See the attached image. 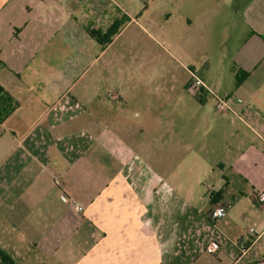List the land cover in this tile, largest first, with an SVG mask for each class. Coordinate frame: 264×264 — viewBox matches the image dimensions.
<instances>
[{"label": "crops", "instance_id": "obj_1", "mask_svg": "<svg viewBox=\"0 0 264 264\" xmlns=\"http://www.w3.org/2000/svg\"><path fill=\"white\" fill-rule=\"evenodd\" d=\"M116 23L108 43L94 37ZM144 60L163 79L181 71L169 90L193 114L177 123L192 121L194 142L179 133L176 146L218 194L202 208L173 201L163 157L155 169L139 157L149 148L116 124L114 93L105 130V65ZM190 72L232 95L238 115L189 94ZM0 89V248L18 264H264V0H0ZM155 136L167 153V134ZM222 204L227 217L212 221Z\"/></svg>", "mask_w": 264, "mask_h": 264}, {"label": "rangeland", "instance_id": "obj_2", "mask_svg": "<svg viewBox=\"0 0 264 264\" xmlns=\"http://www.w3.org/2000/svg\"><path fill=\"white\" fill-rule=\"evenodd\" d=\"M131 31H133L132 28ZM137 31H139L138 28ZM136 51L139 55L142 54L143 57H145L144 54L146 52V48L144 45L141 49L136 47ZM105 59L106 56L104 60ZM102 61L99 63V66L102 64ZM106 63L107 60L104 64ZM59 64L61 67V63ZM105 66L106 71H104V81L102 83L103 88L106 90L105 101L103 102L105 106V130H112L114 125V102L108 97V94L114 93L121 97L117 101L118 104H121V108L120 111H118L119 116L116 124H127L125 125V128L131 127L133 129L132 135H135L134 137L137 138V142L144 141L145 144L147 143V147L151 149H148L147 152L142 150L146 152L147 156L139 151H136L139 157L142 158L146 165L152 166L154 169L161 167L162 157L163 165L168 164L169 169L167 184L173 191L171 193L173 201H180L181 198L182 200L184 199L187 204H190L195 208H202L207 205L209 203L210 195L214 189L208 182H197L198 178L195 177L196 171L194 169L195 164L192 153L180 155L182 150L178 151V146H176L177 135L179 133L187 134V137L189 138L188 142H194V129L192 121L186 125H180L177 123L178 116H187L192 118L193 114L191 111L186 114H180V108L177 107V103L181 93L176 89L174 91L169 90L171 80L175 79L176 81L177 78L179 80V74L181 71L173 72L175 73V78L165 77L163 79L160 78L159 71H151V67L147 65L146 60L137 62L138 71H132L133 69L129 67L128 62H122V67L120 65L116 68V70L114 65L111 66V63L109 66ZM56 67L58 66L56 65ZM59 70L60 69L58 67L56 71ZM150 73H156V77H150ZM173 85L176 86V83L174 82ZM78 87H80L79 83L77 84L76 91L78 90ZM132 87L134 88L133 91L131 90ZM114 89H120L121 92L112 91ZM157 89H160L161 91H158ZM160 94L163 95V99H160ZM164 99L168 103L167 106H164V104L162 106V101L164 103ZM182 99H186V97H182ZM160 113L161 117L158 119L154 118L153 123L150 124L151 129L148 124H144L143 117L145 114H147V116L148 114H153L154 117H156L160 115ZM135 114H138V116ZM165 121H167L168 124H164ZM162 134H167V138L169 137V150L167 153L163 152V154H161L160 147L156 146L157 139L155 136L157 135V138H160ZM146 138L149 140L147 141ZM160 142L161 141L159 139V143ZM146 157L149 159L150 163L147 162Z\"/></svg>", "mask_w": 264, "mask_h": 264}, {"label": "built area", "instance_id": "obj_3", "mask_svg": "<svg viewBox=\"0 0 264 264\" xmlns=\"http://www.w3.org/2000/svg\"><path fill=\"white\" fill-rule=\"evenodd\" d=\"M191 75V80L190 83L188 84L187 90L188 93L193 95V96H199L201 94H207L209 95L213 101H214V109L218 113H232L235 115H238L237 107H236V102L234 101V98L232 95L228 94L225 96H220L216 94L198 75L190 72ZM61 192V197L62 199L68 203L73 211L76 214H82L83 212V206L78 203L72 195L68 192V190L63 186L61 181L59 179H56L55 182ZM259 201L261 204L264 205V193L260 194L259 196ZM228 215V209L227 207L222 204V205H217L215 206L211 212H210V219L214 222L216 221H221L225 219ZM250 234L255 235L256 238H259V235L255 234V229L250 228L249 230ZM220 247L218 243L211 242L208 244V246L205 249V252L208 255H215L219 251ZM242 255L246 254L247 249H242L241 250Z\"/></svg>", "mask_w": 264, "mask_h": 264}, {"label": "trees", "instance_id": "obj_4", "mask_svg": "<svg viewBox=\"0 0 264 264\" xmlns=\"http://www.w3.org/2000/svg\"><path fill=\"white\" fill-rule=\"evenodd\" d=\"M120 25H121L120 23L113 24L104 35L96 33L94 37L100 41L103 40L104 43L106 44L109 42L110 38L118 31ZM241 82H242V78L240 76H237L236 85L239 86ZM3 98H5V95H3V91H1L0 89V100ZM217 196H218L217 193L214 192L211 193L212 202H215L218 199ZM0 264H18V263L13 259L11 254L0 248Z\"/></svg>", "mask_w": 264, "mask_h": 264}]
</instances>
